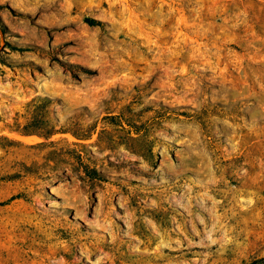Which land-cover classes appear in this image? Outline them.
I'll return each mask as SVG.
<instances>
[{
	"label": "rangeland",
	"instance_id": "374dc122",
	"mask_svg": "<svg viewBox=\"0 0 264 264\" xmlns=\"http://www.w3.org/2000/svg\"><path fill=\"white\" fill-rule=\"evenodd\" d=\"M263 256L264 0H0V264Z\"/></svg>",
	"mask_w": 264,
	"mask_h": 264
},
{
	"label": "trees",
	"instance_id": "16d2710c",
	"mask_svg": "<svg viewBox=\"0 0 264 264\" xmlns=\"http://www.w3.org/2000/svg\"><path fill=\"white\" fill-rule=\"evenodd\" d=\"M87 22L89 24H97V21H95L93 19H88ZM261 261H264V256L259 258V259H252V260L244 262L242 264H260Z\"/></svg>",
	"mask_w": 264,
	"mask_h": 264
}]
</instances>
